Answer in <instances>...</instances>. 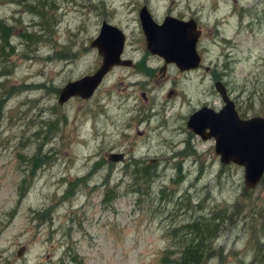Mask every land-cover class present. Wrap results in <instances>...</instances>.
Here are the masks:
<instances>
[{
	"label": "rangeland",
	"instance_id": "374dc122",
	"mask_svg": "<svg viewBox=\"0 0 264 264\" xmlns=\"http://www.w3.org/2000/svg\"><path fill=\"white\" fill-rule=\"evenodd\" d=\"M145 5L158 24L195 18L212 71H161ZM104 21L134 66L59 105L60 89L101 66L91 42ZM219 77L239 113L264 115V0H0V264H182L215 229L202 264H264V177L246 191L244 168L187 127L220 107Z\"/></svg>",
	"mask_w": 264,
	"mask_h": 264
},
{
	"label": "water",
	"instance_id": "95a60500",
	"mask_svg": "<svg viewBox=\"0 0 264 264\" xmlns=\"http://www.w3.org/2000/svg\"><path fill=\"white\" fill-rule=\"evenodd\" d=\"M148 50L162 57L167 63H175L181 70L197 69L202 57L197 50L201 31L197 22L180 21L167 17L162 25L157 24L147 7L140 12ZM125 35L116 26L103 22L100 35L91 42L102 56L100 68L92 75L68 82L59 93L58 103L63 106L72 98H92L104 78L115 66H129L131 61L123 60ZM220 94L227 105L220 112L204 107L191 115L188 127L203 140H215V152L223 165H237L244 168V188L254 190L264 177V116L243 120L227 98L220 83ZM208 131V132H207ZM112 162H121L123 154H109ZM25 248L19 251L22 256Z\"/></svg>",
	"mask_w": 264,
	"mask_h": 264
},
{
	"label": "flooded vegetation",
	"instance_id": "af4514ba",
	"mask_svg": "<svg viewBox=\"0 0 264 264\" xmlns=\"http://www.w3.org/2000/svg\"><path fill=\"white\" fill-rule=\"evenodd\" d=\"M144 7H147V9H148V11L150 12V10H149V8H148V6L147 5H145V6H143L141 9H140V12H141V10L144 8ZM140 12H139V18H140ZM150 14H151V12H150ZM151 16H152V14H151ZM167 17H173V18H176V19H178V20H180V21H185V22H190V21H196L197 22V29L198 30H200L201 32H202V29H201V26H200V24L198 23V21L195 19V18H188L187 20H185V19H180V18H177V17H174V16H167ZM167 17H165V19H164V21H163V23L165 22V20H166V18ZM152 18H153V16H152ZM154 20V19H153ZM140 21H141V19H140ZM155 21V20H154ZM157 23V22H156ZM162 23V24H163ZM141 24H142V22H141ZM158 24V23H157ZM162 24H159V25H162ZM142 29H143V26H142ZM143 32H144V30H143ZM144 35H145V32H144ZM145 37H146V35H145ZM201 38V37H200ZM200 41V40H199ZM146 43H147V38H146ZM199 43V42H198ZM197 48H198V44H197ZM147 50H148V44H147ZM149 51V50H148ZM150 52V51H149ZM158 56V55H157ZM160 57V56H159ZM162 58V57H161ZM163 59V58H162ZM164 60V59H163ZM164 66L160 69L161 71H164L165 70V68L167 67V66H169V64H173V65H175L176 67H177V69L179 70V72H181V73H183L184 75H187V74H189V73H192V71L194 72V71H196V70H199V69H202V67H204L203 66V60H202V63L200 64V66L197 68V69H191V70H181L176 64H174V63H167L165 60H164ZM134 66V63H133V61H132V63H131V65H129V66H124V67H128V68H131V67H133ZM205 68V70H206V72L207 73H209V72H211L212 71V68L210 67V66H207V67H204ZM148 71H153L152 69H149ZM212 81L214 82V87H215V89H216V91L218 92V94H219V96L221 97V104H220V107L218 108V107H214V106H211V104H205V105H203L200 109H202V108H204V107H208V108H211V109H213V110H215L216 112H220V111H222L223 109H224V107L227 105V103H226V101L224 100L225 98L223 97V95L222 94H220L219 93V91H218V88H217V84L218 83H220V85H221V88L224 90V92H225V94H226V96H227V98H229L232 102H233V104H234V106H235V110H236V112L238 113V115H239V117L241 118V119H243V120H249V119H252V118H245V115L246 114H243V113H239V108L237 107V104H238V100L236 99V98H232V96H231V93L229 92V89H228V86H227V84H226V82H224V80H223V78H221V77H219V78H213L212 79ZM227 89V90H226ZM228 93V94H227ZM229 95V96H228ZM197 111V110H196ZM195 111V112H196ZM194 112V113H195ZM193 113V114H194ZM193 114H191V115H193ZM191 115L189 116V119H190V117H191ZM264 116V115H263ZM256 117H260V116H255V117H253V118H256ZM188 122H189V120H188ZM188 122H187V127H188ZM188 129H189V127H188ZM189 130H191V129H189ZM192 131V130H191ZM193 132V131H192ZM208 132V131H207ZM194 133V132H193ZM195 134V133H194ZM196 135V134H195ZM198 136V135H197ZM200 137V136H199ZM201 138V137H200ZM202 139V138H201ZM203 140V139H202ZM112 154V153H111ZM115 154H123V156H124V153H115ZM124 160H125V158H124ZM124 160H122L121 162H123ZM112 162V161H111ZM114 163H116V162H114ZM118 163V162H117Z\"/></svg>",
	"mask_w": 264,
	"mask_h": 264
},
{
	"label": "trees",
	"instance_id": "16d2710c",
	"mask_svg": "<svg viewBox=\"0 0 264 264\" xmlns=\"http://www.w3.org/2000/svg\"><path fill=\"white\" fill-rule=\"evenodd\" d=\"M149 175V173H148ZM202 223H196L193 227L197 231L198 228H200ZM218 229L212 230L211 234H207L208 237L205 239H201L198 245L196 246H187L185 250L183 251L182 256V264H202L204 262V254L201 252L200 249L202 246V242H204L206 239L214 240L216 238ZM203 235V234H202ZM204 240V241H203Z\"/></svg>",
	"mask_w": 264,
	"mask_h": 264
},
{
	"label": "bare ground",
	"instance_id": "6f19581e",
	"mask_svg": "<svg viewBox=\"0 0 264 264\" xmlns=\"http://www.w3.org/2000/svg\"><path fill=\"white\" fill-rule=\"evenodd\" d=\"M44 7H45V6H44ZM45 11H46V10H45ZM71 60H72V59H71ZM192 72H193V71H192ZM141 74H142V73H141ZM60 90H61V89H60ZM226 90H227V89H226ZM227 94H228V93H227ZM228 96H229V95H228ZM189 148H190V147H189ZM186 149H187V148H186ZM191 149H192V148H191ZM188 150H189V149H188ZM186 152H188V151H186ZM186 152H184V153H186ZM178 153H179V152H178ZM175 154H176V153H175ZM181 155H182V154H181ZM175 158H176V157H175ZM137 163H138V162H137ZM131 165H132V164H131ZM131 165H130V166H131ZM135 165H136V164H135ZM137 165H138V164H137ZM130 166H129V167H130ZM134 167H135V166H134ZM141 171H142V170H141ZM141 171H140V172H141ZM159 176H160V175H159ZM156 180H157V179H156Z\"/></svg>",
	"mask_w": 264,
	"mask_h": 264
}]
</instances>
